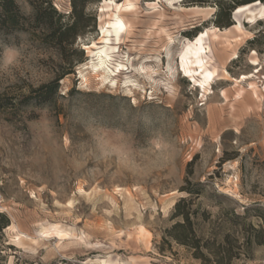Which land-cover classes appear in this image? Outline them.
Returning <instances> with one entry per match:
<instances>
[{
    "label": "rangeland",
    "instance_id": "374dc122",
    "mask_svg": "<svg viewBox=\"0 0 264 264\" xmlns=\"http://www.w3.org/2000/svg\"><path fill=\"white\" fill-rule=\"evenodd\" d=\"M125 1L80 3L73 43L0 28V264H264V2L130 0L117 33Z\"/></svg>",
    "mask_w": 264,
    "mask_h": 264
},
{
    "label": "trees",
    "instance_id": "16d2710c",
    "mask_svg": "<svg viewBox=\"0 0 264 264\" xmlns=\"http://www.w3.org/2000/svg\"><path fill=\"white\" fill-rule=\"evenodd\" d=\"M86 0H71L73 5V21L71 23H62V18L64 17L62 12H60L54 5L53 0H29L34 8V13L32 16H27L21 10V7L17 0H0V28L7 31L26 29V26L30 21L35 24L36 27H40L45 30H49L51 37H56L59 40V44L65 41V36L70 34L72 36L73 43L77 36L81 34L86 28L85 25L80 23L84 18L83 10H78L80 3H84ZM258 0H251L245 3H239L234 6L233 9H237L238 6L255 2ZM264 2V0H259ZM57 17V18H56ZM221 23V20L217 21ZM226 24L229 26L232 24L230 20V14L228 15V20ZM62 78V77H61ZM58 79L56 81L44 84L43 86L34 89L33 93H37V97L40 101H45L49 99L51 93L55 88L58 87ZM31 98L27 96V100ZM189 193L194 194L195 191L192 189L188 190ZM187 199L184 197L179 200L175 205V216H182L183 221L176 222L168 234L174 238L177 242L193 246L198 248V253H202L199 250L200 244L195 240V232L193 228V222L191 220L190 209H185L184 205ZM10 225L9 218L0 213V234H3V229ZM220 262V260H219Z\"/></svg>",
    "mask_w": 264,
    "mask_h": 264
},
{
    "label": "bare ground",
    "instance_id": "6f19581e",
    "mask_svg": "<svg viewBox=\"0 0 264 264\" xmlns=\"http://www.w3.org/2000/svg\"><path fill=\"white\" fill-rule=\"evenodd\" d=\"M132 6H133V3L130 0H126L122 5H120V7H119V18L117 19V21L115 23V29H116V32L117 33H121V32L128 33L129 32L128 25L125 22V19L122 16V13H124V14L127 13V11L129 9H131ZM171 42H172V40H171ZM168 53H170V52H168ZM193 53H197V52H194L193 51ZM96 56H97V60L98 61L95 62L94 61L95 59L93 58L94 59L93 60L94 62H90L86 66L90 67V65H91V67L94 68V70L96 71V73L94 74V77H102V80L110 79V76L111 75L109 74V71L110 70H109V66L107 64V58H106V56H104L103 54H99V55L97 54ZM169 57H170V54H169ZM142 69H144V68H142ZM208 80H209V77H207L206 80H204V82L202 83V85L203 86L206 85V83L208 82ZM204 89H205V87H204ZM248 91L251 92L250 95H252L253 99L254 98L255 99H258V100L260 99V96L259 95H256L255 96V94L257 93V90L255 89V86L253 84H251V88L250 89L249 88H247V89H245V88L238 89L236 94L238 95V98L242 97L243 99H246L249 96ZM225 97L226 98L228 97L226 93H225Z\"/></svg>",
    "mask_w": 264,
    "mask_h": 264
}]
</instances>
